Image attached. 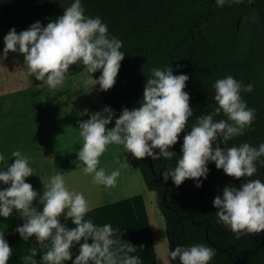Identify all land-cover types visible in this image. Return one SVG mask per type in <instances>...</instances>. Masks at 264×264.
<instances>
[{
  "label": "clouds",
  "instance_id": "clouds-1",
  "mask_svg": "<svg viewBox=\"0 0 264 264\" xmlns=\"http://www.w3.org/2000/svg\"><path fill=\"white\" fill-rule=\"evenodd\" d=\"M244 0H214L216 7L226 4H241ZM63 6V5H62ZM63 14L46 25L37 20L27 29L16 31L11 27L4 35L3 53H20L27 63L29 73L37 81H44L49 88L63 85L70 65H83V70L91 74L87 81L99 90L107 91L115 84L120 62L124 58L123 42L112 35L108 25L100 16L86 14L83 0H70L63 6ZM182 65H176V69ZM97 70L100 75L93 78ZM189 76L179 72L174 74L171 64L153 67L143 88L138 107H123L119 115L110 106L95 112L85 108L79 115L88 118L78 121L79 138L82 146L77 159L84 165L83 172L91 174L93 183L106 189L115 187L120 175L119 169L111 172L98 167L99 157L110 144L122 145L134 158L163 159L174 167L160 171L163 182L169 179L178 187L185 179H192L199 188L209 174L208 164L214 162L224 174L239 179V186L226 184L212 199L216 222L232 231L237 238L247 233L264 230V180L253 178L259 168L264 167V142L252 145L243 142L229 145V141L242 136L252 127L255 109L248 107L242 93H250L254 85L245 84L232 75L218 78L212 85L216 107L195 118V123L187 127L193 117L190 95L185 91ZM223 113L225 118L215 117ZM114 119V126L106 127ZM190 129L185 131V129ZM184 132L177 155L173 146L179 134ZM11 164L5 162L0 167V217L7 218L13 211L18 212L23 223L16 231L27 241L35 235L36 241L48 250L41 260L47 264H139V257L129 255L134 248L121 246L113 249L114 230L109 223L96 225L85 219L91 210L84 194L69 190L62 174L49 178L43 192H38L26 181L34 171L29 158L19 150L11 153ZM5 158L0 154V161ZM42 208L33 205L34 199ZM61 214L65 222H61ZM71 221L72 227L67 225ZM89 240L91 242H89ZM48 241L50 246L45 245ZM78 244V254L73 258L72 248ZM217 250L203 243L188 246L178 245L170 251V258L179 264H209ZM12 248L0 231V264H7ZM35 249L25 256L32 260ZM35 264V261H33Z\"/></svg>",
  "mask_w": 264,
  "mask_h": 264
},
{
  "label": "trees",
  "instance_id": "trees-1",
  "mask_svg": "<svg viewBox=\"0 0 264 264\" xmlns=\"http://www.w3.org/2000/svg\"><path fill=\"white\" fill-rule=\"evenodd\" d=\"M69 3L70 0H0V22L6 32L13 26L17 32L27 29L37 20L46 25L62 15L63 6ZM251 3L258 22H250L244 31L236 23L251 16ZM83 4L86 14L100 16L110 33L123 42L125 55L115 84L107 91L99 90L102 101L115 109L117 116L123 107L139 106L151 68L171 64L174 74L183 72L189 76L184 90L190 95L193 117L187 122L188 128L197 116L216 107L212 99L215 80L232 75L254 85L252 92L242 93V97L256 111L252 127L229 145L264 142V53L259 49L264 34V0H244L222 8L216 7L214 0H83ZM20 58L25 62L22 54ZM176 65L182 67L176 69ZM83 68L70 65L66 78L81 74L91 77ZM99 75V70L92 74L93 78ZM30 79L33 85L46 84L37 81L32 73ZM221 118H225L223 113L215 117ZM183 135L184 132L179 134L173 146L177 155ZM133 166L156 193L169 252L178 245L203 243L217 250L209 264H264V230L237 238L216 222L211 203L226 184L239 186L243 177L228 176L210 162L208 177L201 187L197 188L192 179L176 187L171 179L165 183L160 177L165 167L175 166V158L168 162L133 157ZM256 177L264 180V167L259 168L253 178ZM170 261L179 264L178 259Z\"/></svg>",
  "mask_w": 264,
  "mask_h": 264
},
{
  "label": "crops",
  "instance_id": "crops-1",
  "mask_svg": "<svg viewBox=\"0 0 264 264\" xmlns=\"http://www.w3.org/2000/svg\"><path fill=\"white\" fill-rule=\"evenodd\" d=\"M0 33L3 40L7 32L1 22ZM0 44L3 53L4 42ZM3 60V70L10 76L17 77L18 81L10 90L0 91V154L5 158L4 161H0V167H3L5 162L11 164L14 159L11 153L19 150L29 158V164L34 171L25 179L34 189H38L39 194L44 190L42 181L46 184L50 177L57 173L62 174L69 190L83 193L89 202L91 210L86 213L85 219L90 218L94 224L100 226L105 223L111 224L114 230L112 238L117 241L112 246L114 250L122 245L132 247L134 251L128 254L138 256L139 264H164L165 255L169 251L165 222L161 218L163 216H160L153 191L147 187L141 172L133 166L131 153H127L122 145H108L106 151L99 157L98 167H103L106 173L119 169L120 175L116 179L115 187L112 188L106 189L102 185L93 183L92 175L83 172L84 165L77 159V152L83 141L76 133H72L73 121L63 117V110L68 112L73 110L74 106L67 104L66 96L49 88L47 84L33 85L27 63L21 60L20 53L12 51L3 53ZM72 78L73 76L65 78L64 81L73 82ZM35 107L49 116L57 111L58 118L54 119V124L61 132L51 137L47 145L40 148L38 155L32 151L29 143L26 145L25 137L21 143L20 138L15 137L13 131L16 121L19 122L16 120V112L20 110L25 112L24 109ZM98 108L103 109L104 106L98 104ZM95 111L98 109L96 108ZM22 119L25 123V118ZM30 121L31 119L28 123ZM113 124L114 120L106 127H112ZM9 129H12V134H9ZM33 203L38 209L42 208L38 198L34 199ZM1 218L0 231H3L5 239L12 248L7 264H33V261L35 264H47L40 258L48 247L40 245L35 235L25 241L16 231L17 225L23 223L18 212L14 210L9 217ZM61 222H65L63 214H61ZM67 225L73 226L70 220L67 221ZM45 245L50 246L48 241ZM32 249H35L32 260H25L24 257L30 255ZM78 251L79 246L76 244L72 248L73 258ZM64 264H72V261H65ZM89 264L92 262L90 261Z\"/></svg>",
  "mask_w": 264,
  "mask_h": 264
},
{
  "label": "rangeland",
  "instance_id": "rangeland-1",
  "mask_svg": "<svg viewBox=\"0 0 264 264\" xmlns=\"http://www.w3.org/2000/svg\"><path fill=\"white\" fill-rule=\"evenodd\" d=\"M249 1L251 2V0ZM251 8H252L251 16H249L248 19H246V21L239 20L236 23L237 27L244 31H246V29L249 27L250 22H254L255 20L258 22L257 11L254 8V5L252 3H251ZM2 41H3L2 35L0 33V43H2ZM259 49H261V51L264 53V34L263 33L260 38ZM3 65H4L3 53H2V50H0V91L2 89L10 90L14 86H16V83L18 81L17 77L10 76L9 74L6 73L5 70H3ZM90 79L91 77L87 74L75 75L72 78L73 82L64 81L62 86L55 88V91L57 90L58 92H61L62 95L66 96V98L68 99L67 100L68 102H66L67 104H70V106L72 104V106H74V109L68 110V112L63 110L64 112L63 117L66 118V120L68 119V120L73 121L74 130L72 131V133L73 134L76 133L78 138H79L78 121L88 118L87 114L81 116L79 115V113L82 112L85 108H87L89 112H94L96 108L99 111L102 108H98V104H102L104 107L106 106L99 95L98 85L92 87V85L87 82ZM31 86L33 85L31 84ZM24 110L25 112L23 110L16 112V120H18L19 122L16 121V125L13 130L14 135L15 137H19L20 141L21 140L23 141L24 140L23 137H25L26 145H28L29 143L32 151L36 153V155H38L40 148H44L47 145V142L51 140V137H53L55 134L61 133L60 130H58L54 124V119L58 118V112L56 111L54 112L52 116L51 115L49 116V114L47 115L43 113L37 107L30 108L29 110L28 109H24ZM22 118H25L26 120L25 123H23ZM29 119H31L30 123H28ZM9 134H12V129H9ZM139 171L140 170L138 169V172ZM35 190L39 194L38 189H35ZM152 194L155 196V199H156L155 201L157 205L156 193L153 192ZM157 208H158V205H157ZM160 216H162V214ZM161 218L163 222H165L164 218L163 217ZM0 220H2L1 217H0ZM16 223H20V222H16ZM166 241H167V238H166ZM164 264H171L169 251H167V254L165 255Z\"/></svg>",
  "mask_w": 264,
  "mask_h": 264
}]
</instances>
